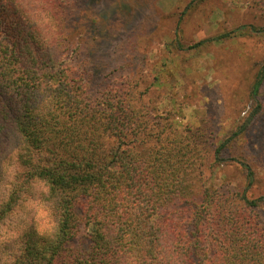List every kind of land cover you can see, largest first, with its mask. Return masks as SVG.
I'll list each match as a JSON object with an SVG mask.
<instances>
[{
	"label": "trees",
	"instance_id": "obj_1",
	"mask_svg": "<svg viewBox=\"0 0 264 264\" xmlns=\"http://www.w3.org/2000/svg\"><path fill=\"white\" fill-rule=\"evenodd\" d=\"M72 10L67 0H0V161L23 146L27 178L67 194L57 241L29 226L17 264H264V195L225 192L204 174L227 141L213 147L198 128L154 122L128 77L97 84L95 51L84 38L73 48ZM263 78L264 64L252 95Z\"/></svg>",
	"mask_w": 264,
	"mask_h": 264
},
{
	"label": "rangeland",
	"instance_id": "obj_2",
	"mask_svg": "<svg viewBox=\"0 0 264 264\" xmlns=\"http://www.w3.org/2000/svg\"><path fill=\"white\" fill-rule=\"evenodd\" d=\"M67 3L70 22L77 23L73 48L84 38L99 59L97 84L128 77L154 122L198 128L200 140L213 147L226 140L223 160L204 168L205 177L225 192L264 195V78L257 95L251 93L264 64V0ZM243 25L250 32L216 39ZM204 148L205 162L213 164L212 148Z\"/></svg>",
	"mask_w": 264,
	"mask_h": 264
},
{
	"label": "clouds",
	"instance_id": "obj_3",
	"mask_svg": "<svg viewBox=\"0 0 264 264\" xmlns=\"http://www.w3.org/2000/svg\"><path fill=\"white\" fill-rule=\"evenodd\" d=\"M22 154L20 146L0 161V208L7 207L0 217V264H17V258L23 255L22 237L29 226L38 237L54 243L63 223L60 204L67 194L54 191L45 177L27 178L30 170L21 163ZM14 196L15 202L10 205Z\"/></svg>",
	"mask_w": 264,
	"mask_h": 264
}]
</instances>
